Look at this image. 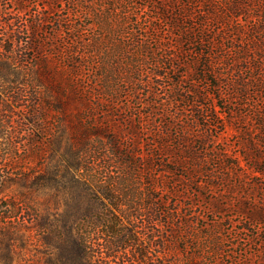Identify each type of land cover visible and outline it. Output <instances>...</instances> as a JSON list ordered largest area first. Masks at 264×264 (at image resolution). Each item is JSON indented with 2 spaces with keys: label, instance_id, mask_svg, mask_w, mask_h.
Instances as JSON below:
<instances>
[{
  "label": "trees",
  "instance_id": "trees-1",
  "mask_svg": "<svg viewBox=\"0 0 264 264\" xmlns=\"http://www.w3.org/2000/svg\"><path fill=\"white\" fill-rule=\"evenodd\" d=\"M81 1L86 2L68 1V11L75 16L68 30L75 35L67 47L51 43L55 39L51 33L41 35L50 18L36 12L26 23L14 20L17 43L0 50V68L12 64L19 70L24 65L31 73V77L26 75L28 82L4 86L1 78L6 75L0 72V187L16 180H24L31 191L55 186L61 176L58 166L57 171L46 165L45 170L35 172L27 166L34 156L42 157L47 148L53 150L35 136L46 133L55 114L62 133L68 136L72 131L73 140L65 152L62 175L69 178L60 188L84 186L97 203L95 211L103 206L102 196L110 201L107 218L100 223L107 227L108 262L99 264L172 263L165 259L169 252L142 247L140 235L145 232L139 219L144 216V201L151 210L149 224L161 227L157 240L169 234L178 242L186 240V234L208 231L213 245L203 256L205 261L191 257L190 263L222 264L216 227L200 222H217V214L229 206L224 194L238 189L254 197L237 211L247 219V228L242 230H249L253 246L238 264H264V0H148L154 4L155 15L144 19L139 18L136 2L108 0V24L115 25L108 27V44L122 48L113 55L118 65L111 76L97 62L102 33L95 31L92 11ZM69 15L57 22L71 21ZM161 20L178 33L164 32ZM150 29L152 38L147 35ZM56 30L55 35L61 27ZM189 53L200 59L193 71L196 78L180 71L188 66L183 60ZM144 64L158 69L155 77L142 73ZM91 69L102 70L100 81L87 74ZM173 73L178 76L172 78ZM158 77L157 87H151V80ZM143 88H149L152 97L151 109L145 113L151 120L137 123L132 115H120L122 128L109 118L108 125L98 122L94 112L104 109L106 93L108 113H113L114 108H123L118 100L121 92L127 104V98ZM237 124L248 127L240 132L245 137L241 149L232 150L222 136L228 126ZM92 137L96 138L94 146ZM77 141L82 142L78 148ZM93 164L99 172L77 175L83 169L92 173ZM38 217L27 196L0 199V234L25 229ZM66 232L71 234L73 229L67 227ZM156 232L148 234L153 237ZM89 236L73 243L77 264H97L87 246ZM162 242L153 245L160 248Z\"/></svg>",
  "mask_w": 264,
  "mask_h": 264
},
{
  "label": "rangeland",
  "instance_id": "rangeland-1",
  "mask_svg": "<svg viewBox=\"0 0 264 264\" xmlns=\"http://www.w3.org/2000/svg\"><path fill=\"white\" fill-rule=\"evenodd\" d=\"M20 1L21 0H0L1 51H4L10 44L13 45V47L15 46L14 41L16 42V36L15 33L13 34L12 29H15L17 25L14 20L19 18L20 21L26 23L29 15L36 12H45L50 18L48 22H45L43 29L41 30V35L43 37H49L51 33V36H55V39L50 40L51 43L61 47H67L69 43H71V39L75 34L69 32L68 29L73 26L75 16L73 13L70 14L68 11L69 0H24V2L19 5L18 3ZM132 1L137 4L140 19L147 18L150 15H155L154 4L150 3L148 0ZM81 5L92 11L90 12V16L93 20V24L95 25L94 29L97 33H102L101 42L103 43V46L96 47L98 54L97 62H100V65H105V67L108 68V76H111L113 74L110 71H114L116 69L115 65H118L117 63H113V55L114 53L116 54L118 49L122 48L115 49L116 45H112L111 43L108 44V27L112 28L115 26L111 25V23L108 24V0H86V2L81 1ZM143 5L145 6L142 7ZM171 5L173 6V4ZM122 6H124V4H122ZM175 9L176 8H174L173 11H175ZM68 15L69 20L73 22H57L58 19ZM159 24L164 32H168L167 34L174 31L168 26L169 24L166 20H161ZM59 27H61V30H59L56 35L53 34L54 31H58L56 29ZM174 32L178 33V30H175ZM148 34L151 35L152 38L153 33L151 29L150 31H147V35ZM144 35L145 33H143V36ZM122 44L124 47V43ZM185 48L189 47L187 46ZM196 49H193V51L198 50ZM27 57H32L31 52L28 53ZM108 58L112 59H110L112 63H108ZM183 61L188 63V66H182L180 71L185 73L188 72L190 77L196 78L195 74L193 76V71L199 65L197 62H199L200 59L195 57L194 54L191 55L189 53V55H184ZM129 62H132V60L129 59ZM0 72H4L6 75V78H1V80L5 82L4 86L10 83L13 84V82L16 81L20 82L24 80L28 82L26 75L31 77V73L25 69L24 65L19 70L15 69L12 64L4 65L0 68ZM156 72L158 73L159 71L154 68V66L151 64H144L142 71L143 74H150L151 77H155L154 73ZM101 73L102 70L98 69H91L90 71H87V74H90L93 79L94 77H101ZM105 75L106 74H104V76ZM177 76V74L173 73L172 78ZM101 79L102 78H99L98 80L100 81ZM156 79H160V77L151 80V87L153 85L156 86L155 82L158 81ZM107 95L108 93H106L105 101L107 104L104 105V109L102 111L98 110L94 112L98 122L103 121L108 125L109 118L110 120L116 121L118 126L122 128L121 123L123 121L120 120V115L123 117L132 115L137 123L138 120H151V117L146 116L147 114H145L151 109L148 106V102L152 101L149 88L139 90V94L137 96L131 95L128 97L127 104L125 97L123 96L124 93L121 92L118 96V100L120 99V106H123V108H114L113 113H108ZM79 105V108L84 110L82 104ZM130 111L132 114H130ZM50 117L51 120L48 121L46 133L41 132L35 137L37 140L46 143V145L53 150L47 148V151L45 152L47 155L44 153L42 157L34 156L30 159V161H28L29 164L27 166L32 171L34 170L33 172L40 171L39 168L41 171L45 170L44 167H46V165H49L52 170L54 169L57 171L58 166L60 168L59 173L61 176L58 174V178H56L58 181H54L55 186H51L46 191H35L34 189L31 191L29 190L28 185H24V180L12 181L5 184L3 187H0V199L21 198L22 196H27L28 202L37 211V215L39 216L34 222L27 223V228L25 229L13 232L9 235L0 234V264H77L79 255L77 251L74 250L73 243L74 245L78 244L79 240H83V238L89 236L87 231L91 232L89 236L91 240H89L87 246H89L91 252L93 251L95 254L94 261H97V264L101 263L99 261L108 262V235L105 232L107 227L101 226L100 223L107 218L106 214L108 213L107 209L110 201L108 198L102 196L101 199L104 201L103 206H101L99 210L97 209L95 211L97 203L92 200L93 197L90 196V193L92 192L85 191L87 189L84 188V186L76 185L74 189L67 187L60 188V186L62 187L61 182H64L65 179L62 176L64 173L63 168L66 164L64 161L67 160L65 152L71 147V141L73 140L71 138L72 136L69 134L72 131L68 132V136L64 135L61 131V123L56 119L55 114L53 117L51 114ZM96 119H93V124L97 123ZM83 123L88 124V121L84 120ZM246 127L248 126L245 124H237L226 128V133L223 134L222 139H225V143L231 144L232 150L241 149V143L245 137L241 135L240 132L244 131ZM95 139V137L91 138V140H93V146L96 144ZM80 143L82 144V142ZM80 143H78V141L76 142V148L81 146ZM96 171L95 164L92 173H88L86 169L76 173L80 177V174L82 175V173L83 175L89 176L96 174ZM68 178L69 176H67L65 180L68 181ZM239 180L240 179H237V182ZM169 187L171 188V186ZM143 193L145 192L143 191ZM252 198L254 197H246V194H244V191L241 189H238V191H235L234 193L227 192L224 194L223 199L225 202L226 200L229 201V204H227L229 206L225 208L226 210H224V212L217 214L218 217H215L217 222H206V220L200 222V225L210 223L211 226L213 225V228L216 227L215 231L219 234L222 244L219 251L220 255L218 256V259L222 264H225L227 261H234L235 264L240 263L241 259L245 257V255L242 254H247V252H249V250L253 247L249 241V230H242L247 228V219L245 218V215L243 216L237 213L239 205H248L252 201ZM201 203L204 202L201 200ZM144 204H146L144 205L145 208L142 210L144 216L139 219V226L143 229V232H145V236L141 237L140 235V241L143 244V248H148L149 251H164L165 254L169 252V256L165 259H171V264H191V257L196 260L205 261L203 256L205 255L206 258L208 248L213 245V240L208 238L210 232L206 231L204 233H194L195 235L186 234L184 235L186 240H179L178 242L175 238H173V236L164 234L165 236L163 239H158L159 241L163 240L161 244L162 246L160 248L154 247L153 242L157 241L158 243V233L156 231L161 227L158 224H153V226L152 224H149L151 210L148 208L147 201H144ZM104 205H106V207H104ZM95 224L96 226L94 227ZM67 227L73 229L71 234L66 232ZM152 227H155V230ZM165 229L166 228L162 229L164 233ZM149 231H155V236L151 237V234H148ZM150 238L152 239L151 241H149ZM200 248L201 254H198ZM128 251L129 250L127 249V253ZM174 255L178 259L177 263L174 262Z\"/></svg>",
  "mask_w": 264,
  "mask_h": 264
}]
</instances>
